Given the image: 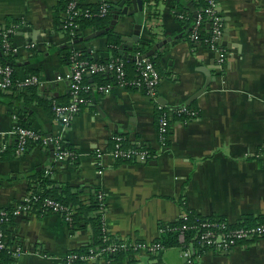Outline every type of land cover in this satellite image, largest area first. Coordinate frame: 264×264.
Here are the masks:
<instances>
[{
	"label": "crops",
	"instance_id": "1",
	"mask_svg": "<svg viewBox=\"0 0 264 264\" xmlns=\"http://www.w3.org/2000/svg\"><path fill=\"white\" fill-rule=\"evenodd\" d=\"M101 1L81 0L85 6ZM66 2L0 0V28L17 27L11 45L19 78L36 72L48 88L0 93V147L16 145L17 117L20 124L24 121L38 133L61 138L78 155L76 162L57 161L51 146L38 144L20 156L9 150L5 156L13 157L0 158V210L14 208L33 192L36 187L30 186L29 179L42 172L57 188L69 185L85 205L103 193L105 227L111 238L122 241L157 242L160 229L178 222L185 209L224 219L232 226L264 217V0H219L225 21L222 45L228 51L221 68L216 52L191 40L192 22L175 17L190 6L188 0H148L143 1V12L121 13L112 30L122 38L132 37L141 25L139 44L148 45L146 53L163 43L154 54L159 56L162 72L157 98L119 86L104 94L96 90L98 81L87 76L85 83L93 92L68 126L55 120L52 112L53 104H66L71 98V68L62 62L61 54L70 42L62 24ZM126 5L129 12L135 8L132 1ZM94 33L85 30L80 39ZM30 44L35 46L29 48ZM77 44L76 49L91 51L99 60L114 57L104 35ZM133 49L127 48L129 57ZM210 77L208 88L190 104L199 111L198 117H173L164 147L158 133L159 113L173 116L175 110L169 108L184 105ZM117 136L125 147L153 152L155 159L150 162L157 164L115 161L110 152ZM7 231L11 245L23 249L14 264H65L69 252L94 241L91 226L73 228L58 214L16 218ZM184 263L179 247L156 255L127 253L118 261L104 257L96 262ZM196 264H264V237L227 252L206 250Z\"/></svg>",
	"mask_w": 264,
	"mask_h": 264
},
{
	"label": "built area",
	"instance_id": "2",
	"mask_svg": "<svg viewBox=\"0 0 264 264\" xmlns=\"http://www.w3.org/2000/svg\"><path fill=\"white\" fill-rule=\"evenodd\" d=\"M81 0H70L67 9L63 13V28L65 29L69 43H72L77 35L76 30L79 28L77 17L84 12V16L92 18L94 16L104 17L111 12L112 6L110 0H102L97 13L87 8L82 10ZM175 17L183 22L188 17L183 12L175 13ZM191 40L195 43L205 44L211 50L217 53L220 68L227 63L228 51L223 47V37L225 32V21L219 9V0H207V7L202 11L196 12V17L191 21ZM208 26L210 37L203 39L202 32ZM17 29L16 25H11L5 29L0 36L3 38V48L7 51H13L11 45V36ZM35 44H30L29 48H33ZM144 54H137L136 62L138 65V78L132 81L127 80L126 61L117 58L110 60L106 64L90 62L86 60H76L78 54L72 57V65L70 66L69 78L71 81L70 101L66 104L55 103L52 106V112L55 120L62 122L68 126L76 116H78L88 104V96L93 92V88L85 83L87 76L99 74H112L117 79V83H108L104 86H97L96 90L109 94L115 87L135 88L143 91L153 100L157 98V89L159 87L161 77L160 74L150 60V58L139 60ZM46 81L39 75H27L24 78H14V70L9 65L0 63V91L4 93L15 90L27 91L30 88H42L46 86ZM177 113H187L191 118L197 117L196 111H191L186 107L176 110ZM16 125L14 134L17 137L16 155L20 156L27 152L32 144L41 146H53L54 157L57 161L70 160L76 162L78 155L75 151L66 150L63 146V140L59 137L47 136L34 131L29 127L21 126L18 118L15 117ZM173 116L164 113L158 120V133L160 141L164 147H167V141L172 127ZM113 149L110 152L111 157L118 162H139L148 163L155 159V154L150 150L139 147H125L122 137H114ZM7 146L0 147V153L4 152ZM262 150H260L261 152ZM96 158H102V153L97 152ZM100 212L104 214L103 232L105 233L104 241H114L106 248H93L89 251V255H78L69 252L65 256V264H74L81 261L86 264L95 263L99 258H106L108 254H116L124 251L128 254H159L166 250L160 242H141V241H122L117 238H111L107 228L105 227L106 200L103 193H99ZM74 209L63 206L60 202L53 199H45L41 201L40 192H29L25 198L19 202L14 208L0 210V251L8 250L13 260L18 259L23 253V249L16 244L9 242L7 226L16 218H23L29 215L39 214H58L63 216L65 222L72 224ZM181 219L185 222L189 221L186 212L183 213ZM167 226L160 229V234L166 231ZM190 234V236H188ZM192 234V235H191ZM264 237V222L255 226L246 224L232 226L226 220L219 218L204 217L197 218L195 223H185L179 233V244L183 254L184 264H196L194 255L196 248L193 241L205 250H213L217 252H227L243 242L253 241ZM187 246V247H185Z\"/></svg>",
	"mask_w": 264,
	"mask_h": 264
},
{
	"label": "trees",
	"instance_id": "3",
	"mask_svg": "<svg viewBox=\"0 0 264 264\" xmlns=\"http://www.w3.org/2000/svg\"><path fill=\"white\" fill-rule=\"evenodd\" d=\"M143 1H148V0H143ZM190 6L187 8H184L183 13H185L189 19V21L193 20L194 17V12L192 13L191 10H194L195 12L202 11L204 8L207 7V0H188ZM70 3V0L66 2L63 7V10L65 11ZM113 9V4L111 5ZM82 10H86L87 8L91 9L93 12L97 13L99 8H100V3L98 5H89L85 6L84 4L81 5ZM111 9V12H112ZM190 11V12H189ZM111 12L107 14L104 17H98L94 16L92 18H87L84 16V12L80 14L79 17H77V23L79 25V28L76 30V37L72 43H69L63 50H61V54H63L62 57V62L67 63L69 66L72 65V57L78 54L76 60H86L90 62H97V63H102L106 64L110 60L121 58L120 56V48L123 46L124 41L122 40V37L118 35L114 30H111L107 33L104 34V36L107 38L109 48L111 49L112 53L114 54V57L111 58L108 61L104 60H99L95 59L94 55L92 53H89L88 51H80L76 49L77 47V41L80 39L81 34L83 31L88 30V29H93L96 32L104 31L107 30L112 21V15ZM63 24V22H62ZM203 30L202 32V38L203 39H208L210 37V31L207 28ZM0 28V34L3 32ZM13 35V34H12ZM205 45V44H202ZM150 46V45H149ZM148 49L147 44H138L134 47L133 53L134 55L129 57V59H125L126 61V72H127V80L132 81L138 78V65L136 62V56L137 54H145ZM132 51V50H131ZM14 53L13 51H7L3 48V38L0 36V63L3 65H9L13 68L14 70V78L18 79L19 75L16 71V65L14 63ZM150 60L153 62L155 67L157 68L160 77L162 76V72L159 69L158 66V60L159 56H154L151 57ZM37 75L36 72H31L29 75ZM94 81H98L99 85L98 86H104L108 83H117V79L115 78L114 75L112 74H99V75H94L93 76ZM88 81V78L85 79ZM38 88H30L28 90H31L32 92H36ZM130 90H135V88H129ZM15 92V89L13 90ZM2 91H0L1 93ZM145 93V90L142 91ZM37 97V96H36ZM38 98V97H37ZM53 106V105H52ZM187 109L191 111H196L197 117L199 115V111L194 109L193 105L187 106ZM163 114L159 113L157 119H159ZM173 117L175 119H194L191 118L187 113H177L175 112L173 114ZM21 126L23 127H29V125L21 121ZM30 128V127H29ZM124 144V141H123ZM37 145V144H32L29 147ZM63 146L66 150H71L75 151L74 148L70 147L67 143H63ZM125 146V145H124ZM147 149V148H145ZM12 155L16 154V145L10 147V149H7L4 152L0 153V158L1 159H8L13 156H5V154L9 151ZM148 150V149H147ZM30 186H35L37 189L41 188L42 192H40V199L41 201L45 199H53L57 202H60L63 206L74 209L75 213L73 215V222L72 226L73 228L76 229H82L87 226H91L92 229L94 230V241L93 244L88 246L87 248H82L80 250L72 251L75 254L78 255H89V251L93 248L99 247L100 249L106 248L109 246L111 243L114 241H104V236L105 233L103 232V226H104V214L100 212V204H99V193L91 197V201L89 204L85 205L82 203L80 200V194L73 192V189L69 185H60L58 188L53 185L51 181L48 179L44 178L42 176V172L38 173L36 176L30 177ZM36 188H34L32 191L37 192ZM7 210V209H6ZM185 212L189 216V221L185 222L183 219H180L178 222L167 225L166 231L161 234V237L158 239L157 242H160L161 245L166 248V249H172V248H180L181 245L179 244V233L181 230V227L187 223V224H192L195 223L196 219H202V216L195 213L193 210L185 209ZM84 220V223L81 225V221ZM224 220V219H221ZM264 222V217L254 219V218H248L246 225L248 226H255L259 223ZM244 225V224H243ZM8 233V231H7ZM192 235V234H191ZM190 236V234L188 235ZM193 246L196 248V254L194 255V260L199 256L202 255L206 250L204 248H201L198 246L196 242L193 241ZM187 247V246H185ZM127 253L124 251L118 252L116 254H108L106 255V259L109 261H118L123 259V257ZM100 259V258H99ZM197 260V259H196ZM98 261V260H97ZM96 261V262H97ZM92 263V264H96ZM0 264H14V260L11 257V255L8 253V250H1L0 251ZM74 264H86L81 261H76Z\"/></svg>",
	"mask_w": 264,
	"mask_h": 264
},
{
	"label": "water",
	"instance_id": "4",
	"mask_svg": "<svg viewBox=\"0 0 264 264\" xmlns=\"http://www.w3.org/2000/svg\"><path fill=\"white\" fill-rule=\"evenodd\" d=\"M130 1H132L133 5L135 6L134 10L129 12V7L126 5L127 3H129ZM143 12V0H121L120 2H117L114 4L113 9L111 14L113 15L114 20L111 23V26L104 31H100V32H96L88 37L85 38H81L79 39V41H77V43L79 42H83V41H89L92 39H95L97 37H100L102 35H104L105 33L111 31L112 29H114L115 27V23L117 21V19L119 18L120 14H124V15H133L136 14L138 12ZM194 12V17H196V12L194 10H192ZM142 29L141 25H138L136 27V31L134 32V35L130 38H122V40L124 41L123 46H121L120 48V56L124 59H129V56L127 54V48L133 49L134 45L139 44L140 42V31ZM163 47V43L157 44L155 45L152 50H150L149 52H147L146 54L142 55L141 57H139V60L142 59H146V58H151L152 56H154L155 52L160 48ZM91 53V51H89ZM95 59H97V55L93 54ZM211 76V75H210ZM91 77V76H90ZM212 78L210 77L207 80V83L205 84L204 88L202 90H200L198 93H196L193 97H191L184 105H180V106H175V107H170L169 109L171 111L173 110H178L184 106H189L190 104H192L196 99H198L204 92L205 90L208 88V86L211 83ZM42 92L47 91L48 88L46 87H42L41 88ZM52 150V157L53 159H55L54 157V153H53V146L50 147ZM149 165H155L157 164V162L153 161V162H149Z\"/></svg>",
	"mask_w": 264,
	"mask_h": 264
}]
</instances>
